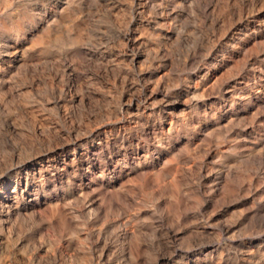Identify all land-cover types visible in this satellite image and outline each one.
<instances>
[{"label": "rangeland", "instance_id": "374dc122", "mask_svg": "<svg viewBox=\"0 0 264 264\" xmlns=\"http://www.w3.org/2000/svg\"><path fill=\"white\" fill-rule=\"evenodd\" d=\"M263 155L264 0H0V264H264Z\"/></svg>", "mask_w": 264, "mask_h": 264}, {"label": "bare ground", "instance_id": "6f19581e", "mask_svg": "<svg viewBox=\"0 0 264 264\" xmlns=\"http://www.w3.org/2000/svg\"><path fill=\"white\" fill-rule=\"evenodd\" d=\"M68 1H69V0H68ZM66 3H67V2H66ZM69 3H70V2H69ZM72 3H74V2H72ZM67 4H68V3H67ZM68 5H69V4H68ZM71 7H72V6H71ZM68 10H69V9H68ZM64 11H65V10H64ZM60 12H61V11H60ZM66 12H67V11H66ZM58 13H59V11H58ZM62 13H63V12H62ZM53 15H55V14H53ZM56 17H57V16H56ZM56 17H55V18H56ZM52 18H53V16H52ZM58 20H59V19H58ZM60 20H61V19H60ZM55 21H56V20H55ZM47 22H48V21H47ZM51 22H52V21H51ZM58 22H59V21H58ZM48 23H49V22H48ZM52 23H53V22H52ZM55 23H56V22H55ZM55 23H54V24H55ZM46 25H47V24H46ZM50 25H51V24H50ZM56 25H57V24H56ZM56 25H55V27H56ZM48 26H49V25H48ZM57 26H58V25H57ZM52 27H53V26H52ZM84 27H85V26H84ZM43 28H44V27H43ZM49 28H50V27H49ZM46 29H47V26H46ZM50 29H51V28H50ZM40 30H41V29H40ZM50 31H51V30H50ZM52 31H53V30H52ZM66 33H67V32H66ZM17 34H18V33H17ZM20 34H21V33H20ZM128 34H129V33H128ZM36 37H37V36H36ZM40 38H41V37H40ZM52 38H53V37H52ZM41 39H42V38H41ZM65 39H66V38H65ZM36 40H37V39H36ZM77 45H78V44H77ZM135 45H136V44H135ZM16 46H17V45H16ZM13 47H14V46H13ZM17 51H19V50H17ZM8 52H9V51H8ZM8 52H7V53H8ZM15 54H16V53H15ZM15 54H14V55H15ZM139 54H141V53H139ZM21 55H22V54H21ZM143 55H144V54H143ZM22 56H23V55H22ZM14 60H15V59H14ZM16 60H17V59H16ZM134 60H135V59H134ZM1 61H2V60H1ZM138 65H139V64H138ZM3 67H4V66H3ZM201 77H202V76H201ZM201 77H200V78H201ZM210 79H211V78H210ZM212 80H213V79H212ZM218 81H219V80H218ZM212 82H213V81H212ZM213 83H214V82H213ZM213 83H212V84H213ZM199 86H200V85H199ZM210 87H211V86H210ZM202 92H204V91H202ZM192 93H193V92H192ZM190 94H191V93H190ZM136 95H137V94H136ZM192 96H193V95H192ZM136 97H137V96H136ZM179 97H180V96H179ZM190 97H191V96H190ZM190 97H189V98H190ZM187 98H188V97H187ZM230 98H231V97H230ZM185 99H186V98H185ZM192 99H193V98H192ZM245 99H246V98H245ZM180 100H181V99H180ZM180 100H179V101H180ZM229 101H230V100H229ZM175 103H176V102H175ZM182 103H183V100H182ZM239 105H241V104H239ZM186 106H187V105H186ZM232 106H233V105H232ZM244 106H245V105H244ZM247 106H248V105H247ZM177 107H178V106H177ZM180 107H181V106H180ZM176 109H177V108H176ZM185 109H186V108H185ZM179 110H180V109H179ZM128 111H129V109H128ZM169 112H170V111H169ZM183 112H184V111H183ZM189 112H190V111H189ZM226 112H227V111H226ZM219 113H220V112H219ZM224 113H225V112H224ZM181 114H182V113H181ZM183 114H184V113H183ZM222 114H223V113H222ZM187 115H188V114H187ZM174 116H175V115H174ZM185 116H186V115H185ZM231 116H232V115H231ZM231 116H230V117H231ZM162 117H163V116H162ZM176 117H177V116H176ZM157 118H158V117H157ZM233 118H234V117H233ZM195 120H196V119H195ZM197 121H198V120H197ZM154 122H155V121H154ZM165 122H166V121H165ZM202 122H203V121H202ZM218 123H219V122H218ZM177 124H178L177 119H175L174 117H171V118L169 119V122H168L167 126L161 129V132H163V133H164L165 131H167V132H171V131L173 130V128H174ZM185 124H186V123H185ZM196 124H197V122H196ZM159 126H160V124H159ZM219 126H220V125H219ZM206 128H207V126H206ZM149 129H150V128H149ZM174 129H175V128H174ZM212 129H213V128H212ZM218 129H219V128H218ZM203 130H204V129H203ZM225 130H226V129H225ZM225 130H224V131H225ZM207 131H208V130H207ZM109 132H110V130H109ZM186 132H187V131H186ZM183 133H184V132H183ZM217 133H218V132H217ZM100 134H101V133H100ZM105 134H106V133H105ZM211 134H212V133H211ZM211 134H210V135H211ZM241 134H242V133H241ZM244 134H245V133H244ZM93 135H94V134H93ZM154 135H155V134H154ZM94 136H95V135H94ZM94 136H93V137H94ZM193 136H194V135H193ZM217 136H218V135H217ZM226 136H227V135H226ZM235 136H236V135H235ZM243 136H244V135H243ZM243 136H242V137H243ZM93 137H92V138H93ZM188 137H189V136H188ZM237 137H238V136H237ZM242 137H241V138H242ZM101 138H102V137H101ZM106 139H107V138H106ZM130 139H131V138H130ZM126 140H127V139H126ZM160 140H161V139H160ZM200 140H201V139H200ZM115 141H116V140H115ZM207 141H208V140H207ZM87 142H88V141H87ZM98 142H99V141H98ZM132 142H133V141H132ZM88 144H89V143H88ZM136 144H137V143H136ZM136 144H135V145H136ZM188 144H189V142H188ZM216 144H217V143H216ZM225 144H226V143H225ZM225 144H224V145H225ZM81 145H82V144H81ZM101 145H102V144H101ZM143 146H144V145H143ZM252 146H253V145H252ZM128 147H129V146H128ZM242 147H243V146H242ZM97 148H98V147H97ZM141 148H142V147H141ZM221 148H222V147H221ZM137 149H138V148H137ZM224 149H225V148H224ZM229 149H230V148H229ZM229 149H227L228 152H229ZM89 150H90V149H89ZM93 150H94V149H93ZM146 150H147V149H146ZM236 150H237V148H236ZM85 151H86V150H85ZM135 151H136V150H135ZM213 151H214V150H213ZM223 151H224V150H223ZM245 151H246V150H245ZM52 152H53V151H52ZM81 152H82V151H81ZM228 152H227V153H228ZM249 152H250V151H249ZM147 153H148V151H147ZM224 153H225V152H224ZM238 153H239V152H238ZM241 153H242V151H241ZM177 154H178V153H177ZM230 154H231V153H230ZM230 154H229V155H230ZM242 154H243V153H242ZM60 155H61V154H60ZM94 155H95V154H94ZM99 155H100V154H99ZM214 155H215V154H214ZM240 155H241V154H240ZM253 155H254V154H253ZM253 155H252V156H253ZM218 156H219V155H218ZM218 156H217V157H218ZM260 156H261V155H260ZM263 156H264V155H263ZM52 157H53V156H52ZM74 157H75V156H74ZM227 158H228V157H227ZM235 158H237V157L235 156ZM262 158H263V157H262ZM74 159H75V158H74ZM82 159H83V158H82ZM84 159H85V158H84ZM237 159H238V158H237ZM239 159H240V158H239ZM252 159H254V157H252ZM260 159H261V158H260ZM47 161H48V160H47ZM25 163H26V162H25ZM126 163H127V162H126ZM233 163H234V162H233ZM46 164H47V163H46ZM52 164H53V163H52ZM60 164H61V163H60ZM237 164H238V163H237ZM49 165H50V164H49ZM64 165H65V164H64ZM64 165H63V166H64ZM234 165H235V163H234ZM29 166H30V165H29ZM229 166H230V165H229ZM17 167H18V166H17ZM57 167H59V166H57ZM231 167H232V166H231ZM62 168H63V167H62ZM101 168H102V167H101ZM48 169H49V167H48ZM90 169H91V168H90ZM160 169H161V168H160ZM102 170H103V169H102ZM113 170H114V169H113ZM161 170H162V169H161ZM21 171H22V170H21ZM29 171H30V170H29ZM81 171H82V170H81ZM103 171H104V170H103ZM159 171H160V170H159ZM44 172H45V171H44ZM150 172H151V171H150ZM22 173H23V172H22ZM30 173H31V172H30ZM91 173H92V172H91ZM95 173H96V172H95ZM113 173H114V171H113ZM187 173H188V172H187ZM231 173H232V172H231ZM35 174H36V173H35ZM65 174H66V173H65ZM119 174H120V173H119ZM233 174H234V173H233ZM48 175H49V174H48ZM96 175H97V174H96ZM27 176H28V175H27ZM120 177H121V176H120ZM227 177H228V176H227ZM99 178H100V177H99ZM114 178H115V177H114ZM114 178H113V179H114ZM15 179H16V178H15ZM69 179H70V177H69ZM154 179H155V178H154ZM223 179H224V177H223ZM100 180H101V179H100ZM117 180H118V179H117ZM224 180H225V179H224ZM35 181H36V180H35ZM53 181H54V180H53ZM57 181H58V180H57ZM63 181H64V180H63ZM63 181H62V182H63ZM66 181H67V180H66ZM51 182H52V181H51ZM59 182H60V181H59ZM74 184H75V183H74ZM41 185H42V184H41ZM41 185H40V186H41ZM108 185H109V184H108ZM30 186H31V185H30ZM60 186H61V185H60ZM172 186H173V185H172ZM226 186H227V185H226ZM38 187H39V186H38ZM54 187H55V186H54ZM81 188H82V187H81ZM32 189H33V188H32ZM57 189H58V188H57ZM16 190H17V189H16ZM46 190H47V189H46ZM111 190H112V189H111ZM185 190H186V189H185ZM56 192H57V191H56ZM40 198H41V197H40ZM29 199H30V198H29ZM21 200H22V198H21ZM0 201H1V200H0ZM13 202H14V201H13ZM16 202H17V201H16ZM19 202H20V201H19ZM40 202H41V201H40ZM0 203H1V202H0ZM9 203H10V202H9ZM21 204H22V203H21ZM32 204H33V203H32ZM186 204H187V203H186ZM8 205H9V204H8ZM10 205H12V203H11ZM4 207H5V205H4ZM15 209H16V208H15ZM173 209H174V208H173ZM5 210H6V209H5ZM5 210H4V211H5ZM1 211H2V210H1ZM12 211H13V210H12ZM9 212H10V211H9ZM13 212H14V211H13ZM6 213H7V210H6ZM18 213H19V212H18ZM18 213H17V215H18ZM20 213H21V212H20ZM19 215H21V214H19ZM1 218H2V217H1ZM12 218H13V217H12ZM0 220H1V219H0ZM2 220H3V219H2ZM11 220H12V219H11ZM130 230H131V229H130ZM133 230H134V229H133ZM168 232H169V231H168ZM135 234H136V232H135ZM136 236H137V235H136ZM128 238H129V237H128ZM128 240H131V239H128ZM174 241H175V240H174ZM162 243H163V242H162ZM166 247H167V246H166ZM105 248H106V247H105ZM143 249H144V248H143ZM5 250H6V249H5ZM104 250H105V249H104ZM104 250H103V251H104ZM101 255H103V254H101ZM200 260H201V259H200Z\"/></svg>", "mask_w": 264, "mask_h": 264}]
</instances>
